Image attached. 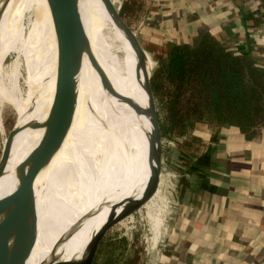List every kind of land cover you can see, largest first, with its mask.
I'll use <instances>...</instances> for the list:
<instances>
[{"label":"bare ground","instance_id":"obj_1","mask_svg":"<svg viewBox=\"0 0 264 264\" xmlns=\"http://www.w3.org/2000/svg\"><path fill=\"white\" fill-rule=\"evenodd\" d=\"M3 1L0 0V4ZM80 2L93 58L91 61L86 56L83 61L79 98L70 130L54 159L38 178L44 189L38 195L37 207L44 199L37 212L34 242L20 264H52L57 241L71 228L74 239L86 247L121 202L120 192L131 198L146 184L144 181L155 158L149 157L146 149L149 122L137 49L131 38L122 33L103 0ZM24 10L33 17L28 34L23 23ZM43 29L57 46L47 0H9L0 24V95L27 115L26 100L32 96L40 99L42 106L40 104L35 112L36 123L47 117L55 86L54 83L47 86L54 70L50 67L53 59L42 37ZM10 49L26 58L30 92L25 100L16 98L14 92L20 70L17 61L13 63L8 84L5 82L3 65ZM149 63L151 65L150 59ZM37 130L36 145L43 133V129ZM130 162L133 166L127 178L103 195L105 185ZM135 198L139 199L133 197V203ZM73 250L69 246L66 252L70 254Z\"/></svg>","mask_w":264,"mask_h":264},{"label":"crops","instance_id":"obj_2","mask_svg":"<svg viewBox=\"0 0 264 264\" xmlns=\"http://www.w3.org/2000/svg\"><path fill=\"white\" fill-rule=\"evenodd\" d=\"M141 1L139 30L148 42L191 43L187 40L209 32L264 68V0ZM200 133L204 140L211 137ZM212 137L214 165L204 170L202 183L196 182V200L185 197L186 186L179 203L208 220L178 240L188 252L180 263L264 264V127L251 140L232 127L217 128Z\"/></svg>","mask_w":264,"mask_h":264},{"label":"water","instance_id":"obj_3","mask_svg":"<svg viewBox=\"0 0 264 264\" xmlns=\"http://www.w3.org/2000/svg\"><path fill=\"white\" fill-rule=\"evenodd\" d=\"M81 0H47L57 42V68L54 95L47 117L32 125L43 129L37 145L16 168L14 181L18 184L0 196V203L9 202L0 209V264H20L36 235L37 199L43 192L42 184L36 182L44 174L56 153L61 148L73 122L82 79L83 61H91L93 52L84 24ZM117 25L127 34L137 49L139 75L145 89V112L148 117L147 154L155 161L145 179V192L131 204L127 195L120 192L121 202L108 216L96 235L85 247L74 239V230L66 231L53 250L52 264H93L98 249L108 232L118 223L140 210L147 199L158 192L164 168L163 133L151 79L153 66L139 31L134 29L112 0H103ZM9 0L0 4V24ZM19 128L15 125L4 142L0 159V178L5 173L10 156L12 140ZM11 196V197H10ZM73 247L67 253V247Z\"/></svg>","mask_w":264,"mask_h":264},{"label":"rangeland","instance_id":"obj_4","mask_svg":"<svg viewBox=\"0 0 264 264\" xmlns=\"http://www.w3.org/2000/svg\"><path fill=\"white\" fill-rule=\"evenodd\" d=\"M112 1L120 7L122 12L123 4L128 0ZM139 2L140 0H137L135 1V4ZM130 3H132V1ZM23 8H25V5ZM135 8L138 7L135 6ZM134 11L135 9L133 11L130 10L129 16L127 14V17L125 18L134 29L139 31V35L142 37L139 30V27L141 26L142 10L136 13H134ZM31 16V12H28L27 10L23 11V23L27 29V34L29 33L33 20V17ZM121 31L127 36L123 30ZM42 37L44 42H47V49L50 53L51 60L53 59L50 61V67H52L54 73L49 75L50 77H48L47 86L48 83H54L53 85H55L58 56L56 52L57 46L52 43L46 29H43ZM193 40L195 42L196 39ZM193 40L188 39L187 41L193 43ZM142 41L145 44L148 54L151 56L153 61L151 65L154 70L157 66L158 60L165 56L164 53L168 49V44L163 43L164 46H160L159 43L156 44L154 42L152 44L143 37ZM16 61L20 65V70L17 90L14 92L16 98L25 100L29 97L30 87L27 84L28 74L25 68L26 58L19 51L10 49L3 65V74L6 79V84H8L9 74L12 70L13 63ZM39 100L40 99L33 96L26 100L27 115L23 110H17L13 102L6 99L3 100L0 95V159L4 142L9 135V132L15 125L19 128V131L15 134L12 140L6 171L0 178V196L9 190L14 191L16 189L18 185L16 180L14 181L16 168L36 146L39 132L37 128H33L32 125L37 122L35 119V112L41 104ZM27 123H29L28 128L26 127ZM216 129V126H210L207 123H197L194 130H192L193 134H191L196 140L190 135L174 137L171 136L170 132L167 130L162 132L164 168L158 192L153 198H148L139 211L115 225L108 232L106 239L103 241L105 243L102 244L100 250L97 252L93 264H169V258L165 257L179 256V251L175 247L178 246L179 241L176 242L170 240V236L175 228L177 213L174 212L180 205L181 196L186 193V186H188L187 190L189 191L185 194V197L188 199L190 198L192 201L196 200V182L198 181L202 183L206 176L204 170L209 169L214 165V162L212 161L214 149L211 143L212 139H214L212 133ZM32 130L34 131L36 138L34 137ZM200 132L211 133L210 139L204 140ZM173 150L174 152L177 151L179 153H174ZM132 162H130L129 166L125 167V170L115 177L114 180L105 185L103 188V195L127 178L133 166ZM198 177L200 178L197 179ZM190 181L193 183V187L191 186ZM145 185L146 184L143 185L139 193H136L129 198L131 204L133 203V197H142L145 192ZM39 186V180H37L36 187L38 188ZM72 190V192H76V190ZM46 192L47 187L45 195ZM98 195L100 196V189ZM9 199L4 203H0V209L9 202ZM42 201L37 207V212L40 210ZM189 242L195 244V240L192 238ZM185 243L187 242L185 241Z\"/></svg>","mask_w":264,"mask_h":264},{"label":"trees","instance_id":"obj_5","mask_svg":"<svg viewBox=\"0 0 264 264\" xmlns=\"http://www.w3.org/2000/svg\"><path fill=\"white\" fill-rule=\"evenodd\" d=\"M135 1L123 4L125 17L130 10L135 9L136 13L143 9L142 1ZM151 84L162 132L167 130L171 136L190 135L195 139L191 134L196 124L207 123L217 128H235L251 140L264 127V68L209 32L201 34L194 43L168 39V49L158 60ZM174 213L175 228L170 240L176 242L186 237L193 226L201 229L205 225L201 222L208 220L207 214L199 217L188 206H179ZM196 222L200 225H194ZM175 247L179 256L165 257L169 264H181L188 253L180 244Z\"/></svg>","mask_w":264,"mask_h":264}]
</instances>
